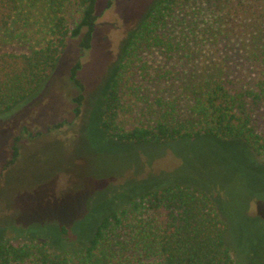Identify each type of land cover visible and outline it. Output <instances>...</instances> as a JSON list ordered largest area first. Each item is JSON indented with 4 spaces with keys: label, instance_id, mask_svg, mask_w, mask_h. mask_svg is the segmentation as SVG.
<instances>
[{
    "label": "trees",
    "instance_id": "trees-1",
    "mask_svg": "<svg viewBox=\"0 0 264 264\" xmlns=\"http://www.w3.org/2000/svg\"><path fill=\"white\" fill-rule=\"evenodd\" d=\"M236 2H153L125 41L101 99L99 126L108 138L135 145L238 140L264 165V126L256 116L264 106V0ZM96 3L0 0V117L39 95L68 39L80 36L79 46L90 47ZM78 68L71 71L80 89L76 115L84 98ZM226 231L204 191L167 185L110 212L77 250L0 239V264H264L241 262L225 244Z\"/></svg>",
    "mask_w": 264,
    "mask_h": 264
},
{
    "label": "rangeland",
    "instance_id": "rangeland-1",
    "mask_svg": "<svg viewBox=\"0 0 264 264\" xmlns=\"http://www.w3.org/2000/svg\"><path fill=\"white\" fill-rule=\"evenodd\" d=\"M155 1L97 0L90 47L79 46L80 36L68 39L39 95L0 117V239L77 250L131 198L180 184L212 199L227 224L225 244L241 262L264 260V165L242 142L202 136L135 145L108 138L99 126L124 43ZM77 63L84 95L78 115ZM256 116L264 126V106Z\"/></svg>",
    "mask_w": 264,
    "mask_h": 264
}]
</instances>
